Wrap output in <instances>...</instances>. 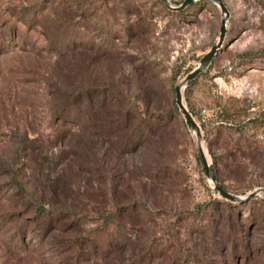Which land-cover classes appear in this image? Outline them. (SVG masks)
Instances as JSON below:
<instances>
[{"label":"rangeland","instance_id":"1","mask_svg":"<svg viewBox=\"0 0 264 264\" xmlns=\"http://www.w3.org/2000/svg\"><path fill=\"white\" fill-rule=\"evenodd\" d=\"M183 0H168L177 7ZM0 0V264H264V0Z\"/></svg>","mask_w":264,"mask_h":264},{"label":"water","instance_id":"2","mask_svg":"<svg viewBox=\"0 0 264 264\" xmlns=\"http://www.w3.org/2000/svg\"><path fill=\"white\" fill-rule=\"evenodd\" d=\"M158 1L168 11L173 12V13H177V12L182 11L187 6H189L190 4H192L193 2L198 1V0H183L181 2V4L177 7H172L169 4L168 0H158ZM202 1L216 5L219 8V11L222 15H224V16L227 15V12H226V10H225V8H224V6L220 0H202ZM224 32H225L224 23H223V19H222L220 21V25H219V33H218L217 41L211 46V48L208 50V52L201 57V59L198 62L197 67L191 73H189L183 79V81L180 84H178L177 86L174 87V89H173L174 104H175L179 114L181 115L182 119L186 123L187 127L189 128V130L194 135L198 157H199L201 168H202V171H203L205 178L210 182L213 190L222 199L229 201V202H239V201H246L249 199H253V198H256L258 196H264V189H259V190L253 191L250 194L246 195L243 200H241V199H237L236 197L228 194L222 188L217 186L215 179H214V176H213V173H212V170H211V167L207 164L205 156H204L202 149H201L200 131H199L196 123L194 122V120L192 119V117L190 116L188 111L186 110V108L183 104V99H182V92H183V89L186 87V85L189 84L192 80H194L201 73V71L209 64V62L211 61L213 56L220 49L221 43L223 40V36H224Z\"/></svg>","mask_w":264,"mask_h":264},{"label":"bare ground","instance_id":"3","mask_svg":"<svg viewBox=\"0 0 264 264\" xmlns=\"http://www.w3.org/2000/svg\"><path fill=\"white\" fill-rule=\"evenodd\" d=\"M201 149H202V146H201ZM202 152H204L203 149H202ZM203 154H204V153H203Z\"/></svg>","mask_w":264,"mask_h":264},{"label":"trees","instance_id":"4","mask_svg":"<svg viewBox=\"0 0 264 264\" xmlns=\"http://www.w3.org/2000/svg\"><path fill=\"white\" fill-rule=\"evenodd\" d=\"M182 11H180V12H177V13H181Z\"/></svg>","mask_w":264,"mask_h":264}]
</instances>
